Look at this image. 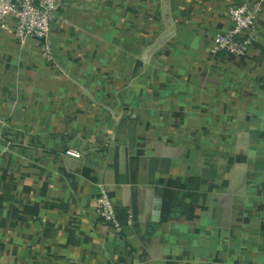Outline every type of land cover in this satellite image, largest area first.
I'll return each instance as SVG.
<instances>
[{"label":"crops","instance_id":"crops-1","mask_svg":"<svg viewBox=\"0 0 264 264\" xmlns=\"http://www.w3.org/2000/svg\"><path fill=\"white\" fill-rule=\"evenodd\" d=\"M238 1L60 0L55 64L0 24V264H264V10L249 58H221L225 77L209 65ZM204 88L212 102L185 116L218 135L159 143L158 114L179 103L164 99Z\"/></svg>","mask_w":264,"mask_h":264},{"label":"built area","instance_id":"built-area-1","mask_svg":"<svg viewBox=\"0 0 264 264\" xmlns=\"http://www.w3.org/2000/svg\"><path fill=\"white\" fill-rule=\"evenodd\" d=\"M59 2L60 0H0V24L4 26L8 20L15 19L13 39L19 45L20 50H26L30 41L35 40L41 45V55L44 60L49 64H55L48 38L52 29L53 13L58 9ZM263 10L264 0H239L227 8V17L231 22V26L226 30L217 31L212 36L209 45L211 59L209 65L220 76L225 77L228 74V71L226 72L222 63L219 62L221 58L229 56L245 61L251 55L258 41L259 18ZM260 86L262 88V83ZM164 101L179 103L172 107L173 116L167 115L165 111L158 114L159 122L158 125H155V129L158 132L157 141L159 143L173 145L175 142L181 141L183 144H197L196 146H198V143L201 144L204 137L209 141L213 139L216 131L211 126L207 125L204 129H200L190 118L185 116L187 114V108L185 107L187 103L195 102L204 107L212 102L205 88L194 98L184 97L179 99V97L170 96L169 98L166 97ZM212 104L214 107L217 105V103ZM221 105L228 110H232L233 107L238 105V102L237 99L229 96L225 101L221 100L218 103V106ZM230 117L233 120L238 118L237 115H231ZM212 118L215 121L217 131L222 132L221 136H228L225 121L216 120L214 115ZM7 125L8 121L5 118H0V128ZM4 152H9V146H6ZM62 153L73 158H82L81 152L74 147L65 146ZM96 208L98 217L111 229L113 237L117 238L122 233L123 228L118 219L116 208L103 185L100 186Z\"/></svg>","mask_w":264,"mask_h":264},{"label":"water","instance_id":"water-1","mask_svg":"<svg viewBox=\"0 0 264 264\" xmlns=\"http://www.w3.org/2000/svg\"><path fill=\"white\" fill-rule=\"evenodd\" d=\"M57 15H58V10L54 11V13H53V17H52V21H51L52 25L55 22V19L57 18Z\"/></svg>","mask_w":264,"mask_h":264}]
</instances>
